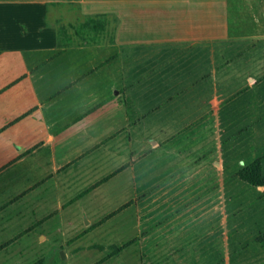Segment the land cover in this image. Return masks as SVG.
Returning a JSON list of instances; mask_svg holds the SVG:
<instances>
[{
  "label": "crops",
  "instance_id": "obj_1",
  "mask_svg": "<svg viewBox=\"0 0 264 264\" xmlns=\"http://www.w3.org/2000/svg\"><path fill=\"white\" fill-rule=\"evenodd\" d=\"M256 15L0 0V264H264L236 241L264 219L263 187L238 175L264 173Z\"/></svg>",
  "mask_w": 264,
  "mask_h": 264
},
{
  "label": "rangeland",
  "instance_id": "obj_2",
  "mask_svg": "<svg viewBox=\"0 0 264 264\" xmlns=\"http://www.w3.org/2000/svg\"><path fill=\"white\" fill-rule=\"evenodd\" d=\"M239 2H241L242 4H248V3H252V5H254V12L257 14L256 16H258V18H260L262 16V14L264 13L262 10L260 11V9H262V4H264V0H239ZM113 18H111V22H112ZM87 25V23H86ZM69 30V32H71V28H67ZM252 188V187H250ZM250 193H251V197L252 195H259L254 189H250ZM263 204V203H262ZM245 205L244 203L242 204V206ZM231 221V220H230ZM244 229H241L242 232L240 235L237 236L236 241L240 242L238 246H242V247H250L251 250L253 249L254 251L249 253L247 255V259H251V258H257L260 260H264V219H259V218H254V219H249L245 224H243L241 226ZM236 227H234L232 225V221L231 223H229L227 225V236H229L230 239H232V237L234 236L233 233V229H235ZM263 228V229H261ZM221 239L225 236L220 235ZM218 236H215V239H217ZM229 239V240H230ZM251 241V242H250ZM253 245V243H255L253 246H251L250 244ZM238 247H235V250H237ZM234 250V248H233ZM238 251V250H237ZM236 251V253H237Z\"/></svg>",
  "mask_w": 264,
  "mask_h": 264
},
{
  "label": "trees",
  "instance_id": "obj_3",
  "mask_svg": "<svg viewBox=\"0 0 264 264\" xmlns=\"http://www.w3.org/2000/svg\"><path fill=\"white\" fill-rule=\"evenodd\" d=\"M238 175L242 180L253 186L263 187L264 195V173L262 172L261 165L258 160L245 165L239 170Z\"/></svg>",
  "mask_w": 264,
  "mask_h": 264
}]
</instances>
